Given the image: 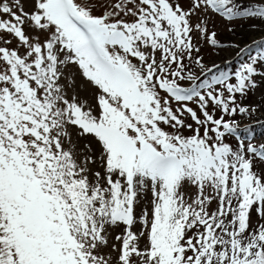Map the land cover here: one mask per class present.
Segmentation results:
<instances>
[{"label":"snow or ice","instance_id":"6c2138e0","mask_svg":"<svg viewBox=\"0 0 264 264\" xmlns=\"http://www.w3.org/2000/svg\"><path fill=\"white\" fill-rule=\"evenodd\" d=\"M216 17L264 0H0V264H264V144L230 142L264 42L215 74Z\"/></svg>","mask_w":264,"mask_h":264},{"label":"rangeland","instance_id":"374dc122","mask_svg":"<svg viewBox=\"0 0 264 264\" xmlns=\"http://www.w3.org/2000/svg\"><path fill=\"white\" fill-rule=\"evenodd\" d=\"M253 24L254 26L245 24L243 27L232 25L235 28V34H232L227 30L228 25L224 21L219 17L215 18V30L218 33V38L226 44L238 45V47H229L219 53L214 49L204 47L202 50L204 63L209 67L214 63L219 65L218 69H214L215 74H219L220 71L234 73L242 63L248 62L250 56L257 55V45L264 42V26L256 22H253ZM209 27L212 28V25L210 24ZM197 43L199 42L197 41ZM240 49H244V51L241 52ZM212 74L209 73L208 76L210 77ZM197 75H199V72H197ZM205 78L207 77H201V79ZM256 83L258 87L240 102L245 106L256 107L257 111L250 116H237L235 118L239 129L231 138L230 142L233 146L238 143L237 136L243 138L245 143L251 140L257 146L264 144V108H262L264 105V78L257 77ZM185 86L187 87L189 85L185 84ZM173 106L175 107V105ZM189 106L197 110L199 115V110L195 104H190ZM216 115L218 117L219 113L217 112ZM186 123H192L191 118L187 117V114ZM185 134L187 135L189 133ZM80 146L81 148L83 147V142H81Z\"/></svg>","mask_w":264,"mask_h":264},{"label":"bare ground","instance_id":"6f19581e","mask_svg":"<svg viewBox=\"0 0 264 264\" xmlns=\"http://www.w3.org/2000/svg\"><path fill=\"white\" fill-rule=\"evenodd\" d=\"M262 108H264V105L262 106ZM264 111V110H263Z\"/></svg>","mask_w":264,"mask_h":264}]
</instances>
